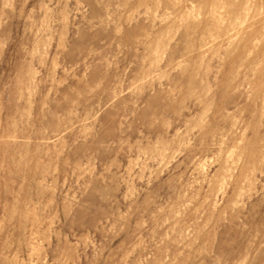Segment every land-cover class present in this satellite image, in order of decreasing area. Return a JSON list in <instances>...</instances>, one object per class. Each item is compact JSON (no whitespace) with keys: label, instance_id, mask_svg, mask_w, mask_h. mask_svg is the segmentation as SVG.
<instances>
[{"label":"rangeland","instance_id":"obj_1","mask_svg":"<svg viewBox=\"0 0 264 264\" xmlns=\"http://www.w3.org/2000/svg\"><path fill=\"white\" fill-rule=\"evenodd\" d=\"M0 264H264V0H0Z\"/></svg>","mask_w":264,"mask_h":264}]
</instances>
